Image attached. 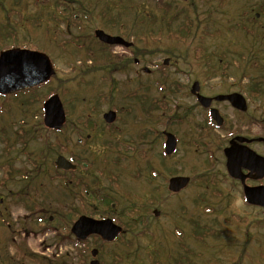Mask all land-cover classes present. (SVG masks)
I'll return each instance as SVG.
<instances>
[{
	"label": "rangeland",
	"instance_id": "obj_1",
	"mask_svg": "<svg viewBox=\"0 0 264 264\" xmlns=\"http://www.w3.org/2000/svg\"><path fill=\"white\" fill-rule=\"evenodd\" d=\"M3 1L0 26L7 8L16 5L20 12L13 19L17 18L19 38L52 57L56 76L38 91L41 100L34 106H22L9 98V111L0 119V264H88L93 249L101 251L102 264H177L181 243L193 264H264V210L245 201L242 185L224 178L218 148L231 133L264 136V12L259 10L264 0H73L74 3L41 5L32 3L34 0ZM71 4L73 12L65 13L72 17V24L66 31L68 22L63 23L56 15L62 6L69 9ZM257 13L261 15L258 18ZM251 14L258 21H253ZM26 17H36L42 26L35 32L30 22L24 21ZM97 28L113 35L123 33L125 39L136 45L133 49L111 47L112 54L104 52L103 44L94 36ZM131 57L134 59L130 60ZM167 58L169 64L165 65ZM104 59L103 67L124 69L130 63V68L108 75L100 66L102 70L96 73L79 76L82 67H94ZM135 59H139V64L134 63ZM146 68L151 71L146 72ZM195 81L200 83L202 95L240 92L249 104V114L240 116L228 104L217 103L228 122L224 130L211 132L205 145L201 143L199 123H205L208 116L193 108L196 101L191 98L190 88ZM51 89L63 91L64 106L70 111L67 127L59 135L46 131L42 117H33V112L43 114V101ZM172 99L177 100L174 105L169 103ZM162 101L167 103L166 108ZM145 103L151 105L152 122L148 127L153 129L149 135L153 138L152 154L146 157L145 151L140 150L145 157L138 156L136 174L118 178L114 184L110 176H104V167L109 171L114 167L100 160L89 174L78 170L82 184H66L64 175L55 171V153L76 155L86 161L99 159L108 150L97 143L85 146L78 142L86 133L82 130L83 120L90 117L100 126L101 116L114 105L118 110L126 108L122 121L133 126V118L144 117L141 111ZM187 112H191L189 118H185ZM173 115L177 119L169 120ZM3 123L12 137L3 134ZM114 127L117 134L111 139L122 143L124 135L119 127L124 125L117 122ZM126 130L125 135L131 131ZM163 130L173 132L179 139L177 153L166 168L182 170L192 177L211 169L216 176L211 174L203 183L196 181L181 195H168L166 169L162 165ZM22 131V138L18 139ZM33 136L53 150L35 149L33 153ZM256 149L264 155V145H256ZM212 153L218 158L211 160L210 166ZM10 158L15 168L5 173L2 165ZM129 160H121L119 173H123ZM150 168L157 170L151 183ZM93 174L100 175L99 181L93 179ZM25 175H29V180L23 179ZM87 183L103 195L110 192L104 199L114 198L115 209L124 214L118 220L129 225L125 239L134 243L133 250L137 246L142 249L139 254L132 251L134 259L122 262L123 258L118 256L121 262L115 260L116 252L122 255L123 250H128L115 244L103 246L93 237L83 247L67 229L71 220L68 217L72 218L78 207L110 213L104 209L111 205L102 196L90 199L81 195L85 194L83 187ZM26 185H30L26 189L29 193L25 192ZM151 188L158 190L155 199L148 191ZM86 190L90 195L88 187ZM155 209L161 211L159 217L153 215ZM147 232L154 240L150 258L142 254L150 245Z\"/></svg>",
	"mask_w": 264,
	"mask_h": 264
},
{
	"label": "flooded vegetation",
	"instance_id": "obj_2",
	"mask_svg": "<svg viewBox=\"0 0 264 264\" xmlns=\"http://www.w3.org/2000/svg\"><path fill=\"white\" fill-rule=\"evenodd\" d=\"M20 1L21 0H13L10 3H21ZM150 1L155 2V3H169L170 1H173V0H150ZM0 3H4V1L1 0ZM32 3L41 5L42 3H74V1L73 0H49L47 2H43L41 0H34ZM78 3H80V2H78ZM125 3H132V2H131V0H125ZM177 3H196V0H179V1H177ZM16 7H17L16 5H13L11 8H7V10L5 11V16H6V14H7V16L4 17V23L0 26V41L2 39V41H4V43L6 44V45L5 44L2 45V47L5 45L3 47V50L13 49V48H28V47H26V45L23 44L22 41H24V40H22V38H19L20 35L16 31L17 25H16L15 21H17V18L13 19V17L16 16V14H18L20 12V9L17 10ZM72 7H73L72 4H71L69 9L67 8V6H64V7L62 6L61 11H63L64 13L65 12L66 13H72L73 12ZM8 9H11V10L8 11ZM7 11H8V13H7ZM69 18L72 19V17L67 16V14L59 16V19L61 21H64L63 23H67V22L70 23L71 21ZM29 22H30L29 26H32L33 27L32 29H36V26H37L36 25V23H37L36 17L33 18L32 20H29ZM33 22H34V24H33ZM108 34H110L112 36H117V35H113L112 33H108ZM121 36L125 39L126 35H121ZM16 40H19L20 42H16ZM125 41H128V40L125 39ZM128 42H130V46L127 47L126 49H133L135 43L132 41H128ZM111 47H115V46H109V45L103 44V51L107 52V50H109L110 51L109 53L112 54ZM132 58L134 59V57H131L130 60H133ZM134 63L139 64V59H135ZM111 68H112V66L110 65L107 68L108 70L105 69L108 72L107 73L108 75H110V73H112V72L115 73L117 71H127L130 68V63H126L124 69H116V67H114L111 70ZM200 88H201V85H200ZM228 93H230V92H228ZM190 94H191V98L196 101V103H194V107H193L194 110L201 109L208 116L205 123H203V124L199 123L200 134L202 137L201 143L204 145L206 144L205 141H210L209 138H210L211 132L216 131V130H218V131L224 130L226 125H227V122H228V119L226 118L224 113L217 107L219 105L217 103L228 104L232 109L237 111V113L241 114L240 116L249 114V112H248L249 111L248 99H247L248 108L245 111H240V110L235 109L228 101L213 100L211 103V108L218 109L219 113L221 114V116L223 118V123L219 126L217 124V122L210 116L209 109L204 108L198 102L197 97L192 95L191 88H190ZM207 97H212V96H207ZM176 102H177L176 99H172L171 101H169V103L171 105H174ZM162 105H163V108L167 107V103L165 101H162ZM143 106H144V108L142 109L141 114H143L144 117L143 118L136 117L135 120L133 118V121L135 123H133V126H130L129 123L122 121L124 112H126V108H122V110H118L117 107L112 105V110H114L115 114H116L115 120L111 124H107L104 120V114L101 116L102 120L104 121L105 124H107L108 126L112 125V127H110V126L108 127V129H109L108 132H106L105 127L104 128L97 127L96 123H94V121L90 117H86L83 120L82 130L86 133L84 135H82V137L80 139H78V142L81 143L82 145H85V146H88L92 143L93 144L97 143L96 145H100V147L106 148L108 150H106L105 153L99 159L92 158V159H87L86 161H82L81 160L82 158L80 159L79 156H76V155H72V157H67V158H70L75 165L74 169L68 170L66 172L67 180H68L69 184H72V185H73V183L74 184L75 183L76 184H78V183L82 184L81 175L77 174L78 170L79 171L82 170V171L86 172V174H89V171L92 169V167L96 166L100 160L104 163V165L107 164L109 167L110 166L114 167V169L110 170V171L106 167H104L107 170V174L104 176H110L109 179L114 184H116L118 182V178H123V177L129 178V177H132L133 175L136 174V160H137L138 156L139 157H145V154L140 150L145 151L146 157H147L149 153L152 154V146H153L152 136H151V138H149V135L152 133L151 131L153 129L148 127V123L152 122V114H151V109H150L151 105L148 106L147 103H145ZM190 115H191V112H187L185 115V118H189ZM176 119L177 118L175 117V115H173L169 118V120H174V121ZM102 120L100 121V124H102ZM117 122L118 123L120 122L122 125H124V128L119 127L120 132L123 131V135H124L123 139H122V143L121 142L119 143L117 141H113L111 139V137H114L117 134L116 133L117 130L114 127V126H117ZM262 122L264 123V119ZM126 129H129L131 131H130V133L128 132L125 135L124 132L127 131ZM22 133H23V131L21 132V138H22ZM167 133H170V134L172 133L176 138V147H175L174 151L171 153H168V145H167V140H166L167 139L166 138ZM105 135H107V136H105ZM35 137L33 136V139H35ZM160 137L163 138V142L161 143L162 158L164 159V160H162V165L166 169V176H165L164 182L166 185V190H167L168 195H171V196L172 195H179V194L181 195V193H183L184 190H186L191 184H194L196 181L199 183H203V179L208 178L211 174L215 175V173L212 172L211 169L207 172L205 171L200 176L195 175L194 177H192L191 175L185 173L182 170H171L169 168H166V167H168L169 159H171V157H174L175 154L177 153V150L179 148V139H178L176 134H174L173 132L168 131V130L161 131ZM227 138H228V141H226V143L223 146L221 144L220 147H218L219 149H221V158L223 160V165H224V169H225L224 178H226V179L228 178L229 180L233 181V183H236L238 185L239 184L242 185V188L244 191V187H243V183L241 182V179L232 178L228 172L227 156H226L225 150L227 148L231 147L232 141H235L240 147H242V146L248 147L249 149L256 152L258 155L264 156L263 154L260 153L259 149H256V145H264V136H259V135L258 136H249V135H242L239 133H231L229 136H227ZM211 140H213V139L211 138ZM245 140H247V141H245ZM193 145H196V143H193ZM115 147H117L116 150H115ZM115 151L122 153V155H117ZM131 151H132V154H130ZM93 156L97 157V154H93ZM126 158H130L131 160L128 161V163L126 164V167H124L123 173L121 174L119 172H121L122 170L118 169V165L120 164L122 159H126ZM217 158H218V156L214 153H212L210 155V161L211 160H217ZM215 162H217V161H215ZM134 164H135V166L133 167ZM211 164H213L212 161L210 163V166H211ZM156 172H157V170L155 169V171H154V168L149 169V171H148L149 176H150L148 178L149 183H151L153 181V178L156 177V174H157ZM241 175L244 177V182L249 186L264 185V184L260 183V182L264 181V177L258 178L256 173H251L248 169H246L244 167H241ZM92 176H93V179H98L96 181H99V179H100L99 174L98 175L93 174ZM173 177H187V178H189L188 185L178 192H172L169 188V182H170L171 178H173ZM87 187L91 191L89 193L90 195L86 194V193H88V190H86ZM87 187H83V190L85 192V194L84 193L81 194L83 197L87 196L90 199L91 198L92 199H94V198L99 199L102 196L101 199H104V198H108L110 195V192H104V195H103L102 192L93 188L88 183H87ZM148 191L151 192L153 199H155L156 196L159 194L158 190L155 188H151ZM113 199L114 198H111L109 200L104 199V201H107L111 205V207H109V208L106 207L104 210H110V213L107 211L94 212V210H92L90 212H94V215H92V214H90V215H91V217H93V219L99 220V221L110 219L113 221V223H115L117 226L122 228V232L117 236V238H115L111 242H107L99 236L91 235V236L87 237L86 239L79 240V241L76 240V242L80 243V245H83V247H85L84 242L87 241L90 237H93L94 239H96V241L99 244H102L103 246L112 245V244L118 245L119 247L123 246L126 250H128V252L123 250L122 255L119 254L118 252H116L114 259L116 258L117 261L119 260L121 262V259L118 258V256H121L123 258L122 262H124L127 258L133 257L132 259H134L135 254H139V251L141 252L142 249H139V246H137L136 249L133 250L132 247H133L134 243H131L127 239H125L127 237V235L129 234V232H128L129 231V225H122L121 224L122 221L120 220L121 221L120 222L118 220V216L123 217L124 214H122L118 208L115 209L116 205H115V202L112 201ZM159 212L161 213V211L155 209L153 211V215L155 217H157V216L159 217L160 216ZM177 235H180V234L177 232ZM146 236H147V241L150 243V245H147L148 247H146V250H144L142 252V254H143V256L146 255L148 258H150V251L152 250V247L154 245V240H153V238H151V235H149L148 232L146 233ZM179 246H181V249H182L181 250V257H182L184 245L181 243ZM94 250L95 249L92 250L91 255H92ZM96 250H97V255H96L95 259L98 260L100 264H102L101 251H99V249H96ZM132 251H134L135 254ZM98 257L100 259H97ZM93 260H94V258L92 257V260L88 261V264H91V262ZM109 264H112V263L110 262Z\"/></svg>",
	"mask_w": 264,
	"mask_h": 264
},
{
	"label": "water",
	"instance_id": "obj_3",
	"mask_svg": "<svg viewBox=\"0 0 264 264\" xmlns=\"http://www.w3.org/2000/svg\"><path fill=\"white\" fill-rule=\"evenodd\" d=\"M96 36L107 44L130 46L121 37L110 36L101 30L96 31ZM165 62L167 63L168 60ZM54 73L51 61L43 53L29 50H8L2 52L0 55V94L14 93L32 88L48 81ZM199 90V83L195 82L192 86V93L198 97L205 107H209L212 99L201 96ZM216 100H229L235 108L242 111L247 109L245 98L238 93L219 95ZM44 109L45 124L50 128L60 129L65 122V113L59 97L55 95L46 101ZM211 114L218 124L222 123L217 110L212 109ZM104 118L109 123L113 122L115 113L111 111L105 114ZM167 137L168 153H171L175 149L176 140L171 134H168ZM225 153L228 159V171L233 178H239L244 182V177L241 175V167L248 169L251 173H256L258 178L264 177V157L257 155L253 150L245 146L240 147L235 141H232L231 147L227 148ZM56 164L59 168L65 170L74 168L71 162L63 156L58 158ZM188 182L189 178L187 177H173L169 182V188L171 191L178 192L185 188ZM244 191L248 203L264 207V186L249 187L245 185ZM71 231L81 240L86 239L90 235H98L103 240L111 242L119 235L122 229L110 219L99 221L82 216L74 223ZM92 255L95 257L97 250H94ZM91 264H99V262L93 260Z\"/></svg>",
	"mask_w": 264,
	"mask_h": 264
},
{
	"label": "trees",
	"instance_id": "obj_4",
	"mask_svg": "<svg viewBox=\"0 0 264 264\" xmlns=\"http://www.w3.org/2000/svg\"><path fill=\"white\" fill-rule=\"evenodd\" d=\"M259 10H260V12H264V4H262L261 6H259ZM261 16V15H260ZM251 19L253 20V21H258L257 19H256V17L255 16H253L252 14H251ZM263 31H264V29H263ZM52 93V92H51ZM50 93V94H51ZM50 94H48V95H50ZM48 95H46V96H48ZM252 96H254V95H252ZM255 97V96H254ZM2 168H3V170H4V172L5 173H7V172H9V171H11V170H13L14 168L12 167V165L9 163V162H6L5 164H3L2 165ZM18 172H20V171H18ZM38 188H41V187H38ZM26 189H28V188H26ZM25 189V192H28L29 193V191H27ZM24 192V191H23ZM26 197L27 196H29V195H25ZM61 206H65V205H61ZM67 206V205H66ZM76 212V213H75ZM78 213V214H77ZM82 213H85V214H92V215H94V212H90V210H86L83 206H81L80 208L78 207V209L77 210H74V213H73V215H71V217L72 218H70V217H68L69 218V220H70V222H73L80 214H82ZM42 222V221H41ZM48 222H50V221H48ZM69 222V221H68ZM69 222V223H70ZM69 226H70V224H69ZM68 225H67V229L69 230L70 229V227H69ZM10 264H14V263H10ZM177 264H191V263H186V262H182V261H180V260H178L177 261Z\"/></svg>",
	"mask_w": 264,
	"mask_h": 264
}]
</instances>
